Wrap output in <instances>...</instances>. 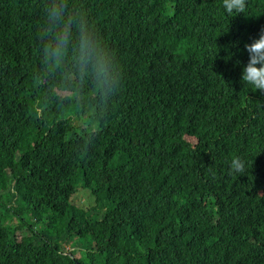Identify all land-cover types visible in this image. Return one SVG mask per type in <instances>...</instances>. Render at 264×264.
Returning <instances> with one entry per match:
<instances>
[{"label": "trees", "instance_id": "16d2710c", "mask_svg": "<svg viewBox=\"0 0 264 264\" xmlns=\"http://www.w3.org/2000/svg\"><path fill=\"white\" fill-rule=\"evenodd\" d=\"M227 2L75 0L122 86L74 106L40 69L45 0H0V264H264V0Z\"/></svg>", "mask_w": 264, "mask_h": 264}, {"label": "clouds", "instance_id": "9594fccd", "mask_svg": "<svg viewBox=\"0 0 264 264\" xmlns=\"http://www.w3.org/2000/svg\"><path fill=\"white\" fill-rule=\"evenodd\" d=\"M225 7L240 13L244 0H228ZM37 38L42 75L54 85L53 95L62 104L78 106L87 98L97 106H107L120 91L122 69L117 53L75 0H45ZM246 48L249 61L242 80L264 90V35ZM232 169L243 171L238 158Z\"/></svg>", "mask_w": 264, "mask_h": 264}, {"label": "rangeland", "instance_id": "374dc122", "mask_svg": "<svg viewBox=\"0 0 264 264\" xmlns=\"http://www.w3.org/2000/svg\"><path fill=\"white\" fill-rule=\"evenodd\" d=\"M191 141V139H190ZM88 193L87 192H84V191H81L79 190V193L77 194L76 196V200H75V203L77 205H80V204H87L88 202ZM67 250L70 251V252H73L75 253V255L79 256L80 255V252L79 250H76L74 247L72 246H67Z\"/></svg>", "mask_w": 264, "mask_h": 264}]
</instances>
